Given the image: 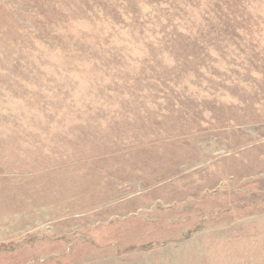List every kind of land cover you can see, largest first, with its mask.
Instances as JSON below:
<instances>
[{"label":"rangeland","instance_id":"374dc122","mask_svg":"<svg viewBox=\"0 0 264 264\" xmlns=\"http://www.w3.org/2000/svg\"><path fill=\"white\" fill-rule=\"evenodd\" d=\"M0 264H264V0H0Z\"/></svg>","mask_w":264,"mask_h":264}]
</instances>
